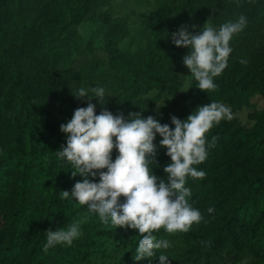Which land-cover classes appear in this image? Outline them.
<instances>
[{
  "label": "rangeland",
  "instance_id": "obj_1",
  "mask_svg": "<svg viewBox=\"0 0 264 264\" xmlns=\"http://www.w3.org/2000/svg\"><path fill=\"white\" fill-rule=\"evenodd\" d=\"M47 1L0 0V50L12 43L21 44L43 65L67 70L70 91L93 98L91 106L99 110L95 121L82 116L85 123L78 126L81 134L86 130L88 135L85 147L92 149L96 136L104 145L92 149L97 160L107 169L114 166L123 178L142 134L160 126V137L166 143L177 130L182 106L192 113L196 45L203 40V32L222 28L223 17L230 14L229 1L175 0L178 7L170 14L150 17V12L158 10L156 0H93L84 3L87 12L77 21L62 11H47ZM41 10L47 12L37 16L42 29L24 36L25 25ZM166 30L177 33V57L182 56L167 90L158 95L156 89L129 88L132 76L147 78L152 70L167 78L163 69L146 66L144 60L150 38ZM12 54L22 82L31 79L40 84L42 80L30 75V64ZM216 57V51L206 50L204 65ZM222 74L217 67L210 71L208 80L201 81L210 94V109L196 129L197 151H201L210 124L225 118L233 125L224 132L222 145L203 161L199 176L193 175V166L189 165L191 154L184 153L190 181L183 192L193 187L198 195L191 204L182 203L179 214L160 225L161 232L147 227L143 211L129 197L124 181L115 187L107 180L74 185L69 179L68 189L54 195L55 181L40 179L37 165L22 163L0 174V264H186L181 254L192 235L207 233L213 223H220L222 216L215 209L225 194H229V203L239 197L243 183L240 165L260 158L253 137L258 123L251 115L264 109V96L246 89L244 83L221 87L218 79ZM9 79L10 70L5 67L2 86ZM5 131L6 123L1 121L0 168L14 163L16 152L15 140ZM153 154L158 155L156 150ZM145 170L149 173L150 167ZM74 175L75 168L70 177ZM82 202L87 208L77 212V223L73 224L69 217ZM252 204L257 215L246 233L238 232V245L229 241L225 264H264V181L254 190ZM17 215L21 216L18 225L25 224L26 230L14 224ZM11 242L25 247L11 252ZM74 248H87L91 255L68 262L60 257V252L70 253ZM31 249L37 251L34 259L28 256Z\"/></svg>",
  "mask_w": 264,
  "mask_h": 264
},
{
  "label": "trees",
  "instance_id": "obj_2",
  "mask_svg": "<svg viewBox=\"0 0 264 264\" xmlns=\"http://www.w3.org/2000/svg\"><path fill=\"white\" fill-rule=\"evenodd\" d=\"M72 1L48 0L45 7L49 12L62 11L66 17L77 21L87 12L84 3L93 0ZM156 1L158 10L150 12V17L170 14L178 7L175 0ZM228 1L230 14L223 17L222 28L218 32H203V40L196 45L197 73L192 81L195 90L192 113L182 106L177 130L166 143L160 137V126L142 134L131 162L127 163L128 167L123 172V178L117 174L114 166L107 169L97 160L92 149L104 148V145L96 136L92 140V149L85 147L88 135L86 130L81 134L78 126L85 123L82 116L95 121L99 110L91 106L93 98L80 97L70 91L71 78L67 70L43 65L36 54L21 44L12 43L9 48L0 50V122L6 123L7 131L4 133L9 139L15 140L13 151H16L14 163L0 168V174L6 170L11 171L12 166L33 163L38 166L40 179L55 181L54 195L65 192L68 189L67 181L70 180L74 185L107 180L109 185L115 187L124 181L131 195L129 197H133L143 211L147 227L154 232H161L160 225L167 224L172 216L178 215L182 203L191 204L198 195L197 189L193 187L183 192L190 181L187 167L192 165L193 175L199 176L203 161L209 159L222 145L224 132L233 125L231 120L225 118L210 124L203 136L201 151H197L196 129L204 120L205 112L210 109V94L201 81L208 80L210 71L221 67L223 74L218 79L221 87L224 84L230 86L233 82L244 83L246 89L264 96V0ZM43 13L47 12L41 10L36 17L29 19L24 27V36L42 29L37 16ZM18 15L22 17L20 10ZM155 33V37L148 41L145 64L163 69L167 78L160 71L152 70L147 78L132 76L128 87L135 91L156 89L160 95L175 77L182 56L177 57L179 52L175 31ZM206 50L216 51L217 57L209 58V63L204 65ZM12 52L30 64L29 73L42 80L40 84H34L31 79L22 82L18 62L12 58ZM4 66L10 70V79L2 86ZM251 116L258 123L256 129H253V137L260 158L252 164L245 162L240 165L243 183L239 197L229 203V194H225L215 209V213L222 216L220 223H213L207 233L198 231L192 235L181 254V261L186 264H225L229 241L238 245V234L246 233L253 217L257 215V209L252 204V194L264 181V109ZM106 142L113 146L109 139ZM154 150L158 153L157 157L153 154ZM187 151L191 154L189 165L183 160ZM146 166L150 167L149 173L145 170ZM73 168L75 175L72 179L70 173ZM226 203V211L221 212ZM85 208L86 202H82L75 208V212L73 210L74 213L69 217L73 224L77 223V212ZM20 217L17 215L14 218L15 225H18ZM18 227H22V231L26 230L25 224ZM21 247H25L24 244L11 242L8 250L18 251ZM36 255L34 249L28 252L31 259ZM59 255L67 262L80 257L84 260L91 255V250L74 248L70 253L60 252ZM23 264L30 263L26 261Z\"/></svg>",
  "mask_w": 264,
  "mask_h": 264
}]
</instances>
